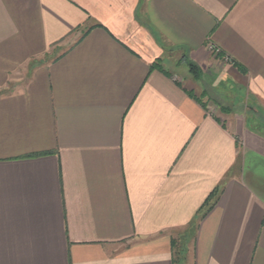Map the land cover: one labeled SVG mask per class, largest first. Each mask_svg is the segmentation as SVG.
Wrapping results in <instances>:
<instances>
[{"label":"crops","instance_id":"crops-1","mask_svg":"<svg viewBox=\"0 0 264 264\" xmlns=\"http://www.w3.org/2000/svg\"><path fill=\"white\" fill-rule=\"evenodd\" d=\"M0 264H264V0H0Z\"/></svg>","mask_w":264,"mask_h":264},{"label":"trees","instance_id":"trees-1","mask_svg":"<svg viewBox=\"0 0 264 264\" xmlns=\"http://www.w3.org/2000/svg\"><path fill=\"white\" fill-rule=\"evenodd\" d=\"M159 61H156L155 63H153L151 65L152 68H159ZM188 67V71L191 75V77L194 80H199L201 78V70L193 63H188L187 64ZM160 70H162L161 68H159ZM219 188L215 189L208 197L207 199L204 201L202 207L200 208L199 211L204 210L202 213L203 215H206L215 205L217 197H218V190ZM201 216V217H202ZM179 248V247H178ZM182 252V250L179 248L178 251L176 252L177 256H179V254ZM174 262V261H173Z\"/></svg>","mask_w":264,"mask_h":264},{"label":"rangeland","instance_id":"rangeland-1","mask_svg":"<svg viewBox=\"0 0 264 264\" xmlns=\"http://www.w3.org/2000/svg\"><path fill=\"white\" fill-rule=\"evenodd\" d=\"M188 63H193V62H191L190 60H187L186 62H185V66H182V67H176V69H177V72L178 73H180V72H184L185 74H187V69H188V67H187V64ZM194 64V63H193ZM197 66V65H196ZM187 67V68H186ZM198 67V66H197ZM200 69V68H199ZM201 76H203V74H202V72H201ZM226 85L224 84L223 86L222 85H220V84H217V88H219V87H221V88H223L222 90H224V87H225ZM221 90V91H222ZM209 93V92H208ZM209 97H212V96H210L209 95Z\"/></svg>","mask_w":264,"mask_h":264},{"label":"built area","instance_id":"built-area-1","mask_svg":"<svg viewBox=\"0 0 264 264\" xmlns=\"http://www.w3.org/2000/svg\"><path fill=\"white\" fill-rule=\"evenodd\" d=\"M208 50L211 53H217L218 52V49L215 48L214 46H211V45L208 46Z\"/></svg>","mask_w":264,"mask_h":264}]
</instances>
